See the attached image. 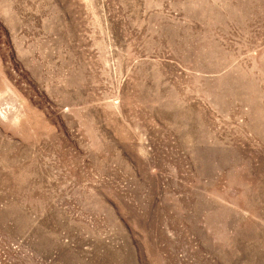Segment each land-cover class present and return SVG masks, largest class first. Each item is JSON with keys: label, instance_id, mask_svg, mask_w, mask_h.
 I'll list each match as a JSON object with an SVG mask.
<instances>
[{"label": "rangeland", "instance_id": "obj_1", "mask_svg": "<svg viewBox=\"0 0 264 264\" xmlns=\"http://www.w3.org/2000/svg\"><path fill=\"white\" fill-rule=\"evenodd\" d=\"M0 264H264V0H0Z\"/></svg>", "mask_w": 264, "mask_h": 264}]
</instances>
